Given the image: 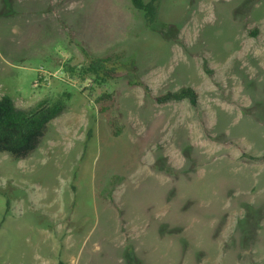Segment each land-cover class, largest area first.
<instances>
[{
	"label": "rangeland",
	"instance_id": "374dc122",
	"mask_svg": "<svg viewBox=\"0 0 264 264\" xmlns=\"http://www.w3.org/2000/svg\"><path fill=\"white\" fill-rule=\"evenodd\" d=\"M157 6L147 26L129 0H0L19 110L61 90L49 71L81 91L55 61L82 62L78 43L133 65L112 83L119 138L81 92L28 158L0 153V264H264V0ZM183 87L198 107L156 103Z\"/></svg>",
	"mask_w": 264,
	"mask_h": 264
},
{
	"label": "trees",
	"instance_id": "16d2710c",
	"mask_svg": "<svg viewBox=\"0 0 264 264\" xmlns=\"http://www.w3.org/2000/svg\"><path fill=\"white\" fill-rule=\"evenodd\" d=\"M159 0H129L131 7L142 13V18L147 26L156 21ZM83 61H75L70 57L63 60L56 58V66L60 74L68 81L80 84L81 91L67 81L51 77L53 84L62 85L61 90L54 96L39 99L27 110H19L14 106V101L6 94L0 97V153L7 154L12 160H24L37 150L40 140L45 137L48 125L62 114L71 100L78 94L85 96L92 102V108L99 116L107 121V128L111 137L117 139L124 132V122L116 110L117 92L112 88V83L122 78L124 74L131 73L132 62L127 60L124 51L112 52L99 57L90 54L81 44H77ZM206 73L209 69L204 66ZM130 88H142L150 92L149 86L135 77L128 80ZM198 95L190 87H183L175 92L167 91L156 98V103H180L187 100L193 108L198 107ZM91 140V130L86 135V143ZM257 160L259 157H250ZM8 204V202H7ZM56 264H66L58 260Z\"/></svg>",
	"mask_w": 264,
	"mask_h": 264
}]
</instances>
